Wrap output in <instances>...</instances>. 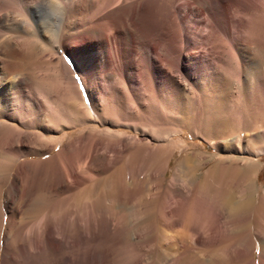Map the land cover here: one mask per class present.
I'll list each match as a JSON object with an SVG mask.
<instances>
[{
    "label": "bare ground",
    "instance_id": "6f19581e",
    "mask_svg": "<svg viewBox=\"0 0 264 264\" xmlns=\"http://www.w3.org/2000/svg\"><path fill=\"white\" fill-rule=\"evenodd\" d=\"M7 14L16 15L17 19L4 29L3 18ZM260 27H264V0H0V33L6 30L5 33H14L17 38L28 33L24 39L29 36L49 46L53 65L66 84L65 94L62 90L65 109L75 111L82 120L94 122L105 123L124 114L131 116L141 105L148 106L149 114L153 110L164 113L165 96L171 91L179 93L188 78L220 69L225 56L238 59L240 43L245 44ZM199 49L201 52H194ZM262 54H256L259 59L240 63L241 68L230 64L228 67L240 82L249 84L252 72L258 82L263 73ZM8 57L2 68L4 77L0 75V84H9L0 95V118L10 112L16 116H39L52 109L54 91L52 94L41 91L25 76L19 77L30 68V59L18 52H9ZM73 73L78 74V80L72 77ZM78 83L84 84L85 93L80 92ZM225 89L224 84L214 86L209 100L218 105L224 103ZM154 95H159L165 108L154 105ZM20 132L16 126L0 122L1 157L11 154L9 143L21 141ZM125 143L132 147L134 137H127L120 146ZM77 145H62L61 153L48 160H31L20 165L13 190L7 193L5 205L0 207V264H56L58 251L68 254L72 250L73 232L79 235L75 245L81 248L89 245L92 235L102 234L110 225L102 210L92 214L88 202L83 203L74 220L49 218L45 224L46 216H40L45 205L42 199L52 193L58 181L66 183L67 189L76 190L93 180L94 172L89 166L97 158L92 151L74 154L80 148ZM115 161L116 157L106 161L104 167ZM9 166L0 161V170ZM256 180L257 175L252 182ZM193 197L189 206H179L161 220L165 227L161 230L164 232V236L160 234L164 237L161 242L168 248L170 244L178 245L168 249L160 259L162 264H181L186 249L182 240L185 231L190 233L191 244L201 240L210 247L228 230L216 222L226 212L221 191L199 190ZM243 209V205L236 204L232 212ZM3 213L8 215L6 224L2 221ZM32 216L36 220L29 227ZM183 220H187L185 231H177L181 238L175 229ZM115 227V231L122 230L120 222ZM150 228L154 233L157 226L152 223ZM247 252L248 245L240 244L241 258L247 257ZM260 262L264 264V259Z\"/></svg>",
    "mask_w": 264,
    "mask_h": 264
},
{
    "label": "rangeland",
    "instance_id": "374dc122",
    "mask_svg": "<svg viewBox=\"0 0 264 264\" xmlns=\"http://www.w3.org/2000/svg\"><path fill=\"white\" fill-rule=\"evenodd\" d=\"M13 15L4 16V29L17 19ZM5 32L0 33V75L3 76L2 68L9 60V52L22 53L30 59V68L19 77L25 76L41 91L51 94L54 91V103L52 109L39 116H16L10 112L0 118L1 123L21 131V141L9 143L11 154L0 156V161L10 164L5 170L1 168L3 172L0 170V207L5 205L7 193L13 190L22 163L48 160L61 153L62 145L70 143H78L81 148L74 154L92 151L97 158L89 166L94 172L93 180L76 190H69L66 183L58 181L52 193L42 199L45 205L40 216H46L45 224L49 218L76 219L84 202L90 204L92 214L102 210L110 221L104 232L92 235L85 247L75 245L80 237L73 232L72 250L68 254L58 251L56 264H162L160 259L168 249L178 245L170 244L168 248L161 242L164 240L161 230L165 229L161 220L167 212L189 206L199 190L222 192L226 212L216 222L228 230L213 246H206L201 240L195 245L189 240L190 233L185 231L187 220L181 221L175 232L185 231L188 235L182 234L186 252L181 264H261L260 260L264 259V61L263 76H259L262 82H257L252 72L247 85L236 78L228 65L239 67L251 58L259 59L258 55L264 52V27L246 39L245 44L241 41L238 59L225 56L226 63L220 69L215 68V72L188 78L179 93L171 91L164 97L165 104L159 95H154L155 106H167L164 113L153 110L149 114L148 106L141 105L131 116L118 115L105 123L82 120L75 111L65 109L66 84L53 65L49 46L29 36L24 39L26 31L20 38ZM62 57L68 59L65 54ZM72 77L79 78L76 73ZM11 78H7L9 83ZM5 83L0 84V95L9 86ZM221 84L227 90L224 103L218 105L209 98L213 96L214 86ZM78 88L85 93L83 83H78ZM127 137H134L135 144L127 147L125 143L121 147V141ZM115 157L116 163L104 167L106 161ZM255 175L256 183L252 182ZM236 204L243 205L245 210L232 212ZM1 217L6 224L8 215L3 213ZM35 220L34 216L28 220L29 227ZM118 222L124 232L115 231ZM152 223L157 226L153 230L156 234L150 228ZM182 235L179 234L181 238ZM241 242L249 247L244 258L238 253Z\"/></svg>",
    "mask_w": 264,
    "mask_h": 264
}]
</instances>
